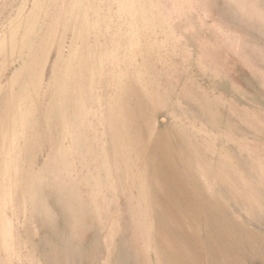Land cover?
Masks as SVG:
<instances>
[{"label":"rangeland","instance_id":"1","mask_svg":"<svg viewBox=\"0 0 264 264\" xmlns=\"http://www.w3.org/2000/svg\"><path fill=\"white\" fill-rule=\"evenodd\" d=\"M0 264H264V0H0Z\"/></svg>","mask_w":264,"mask_h":264}]
</instances>
